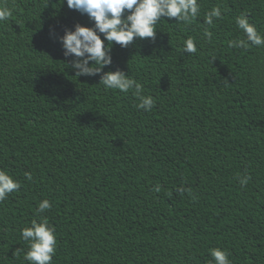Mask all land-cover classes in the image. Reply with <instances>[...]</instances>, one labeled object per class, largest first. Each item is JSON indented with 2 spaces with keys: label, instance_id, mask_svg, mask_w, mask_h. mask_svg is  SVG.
Masks as SVG:
<instances>
[{
  "label": "trees",
  "instance_id": "16d2710c",
  "mask_svg": "<svg viewBox=\"0 0 264 264\" xmlns=\"http://www.w3.org/2000/svg\"><path fill=\"white\" fill-rule=\"evenodd\" d=\"M197 3L190 22L162 17L155 40L113 42L111 65L77 77L59 37L92 26L87 14L66 0H0L11 11L0 21V169L20 184L0 200V264H28L21 229L40 217L55 229L52 264H214L212 248L264 264V45L229 46L245 38L241 14L264 34V0ZM117 69L150 111L135 89L99 83ZM44 199L52 207L38 213Z\"/></svg>",
  "mask_w": 264,
  "mask_h": 264
},
{
  "label": "clouds",
  "instance_id": "9594fccd",
  "mask_svg": "<svg viewBox=\"0 0 264 264\" xmlns=\"http://www.w3.org/2000/svg\"><path fill=\"white\" fill-rule=\"evenodd\" d=\"M66 3L68 8L86 13L94 22L92 26L76 23L74 30L65 28L64 34L59 37L64 56L72 57L70 66L75 69L77 77L96 76L106 65H111L113 42L127 47L137 37L155 40L156 25L162 17L190 22L199 14L197 0H66ZM10 16L11 11L6 6L0 7V21H6ZM220 16V8L213 7L207 13L205 22L212 25L213 17ZM235 22L245 38L229 41L230 47L264 45V34L259 33L256 27L249 23L245 14L238 16ZM205 36L211 37V32L205 30ZM184 50L188 53L197 51L192 38L185 41ZM99 83L106 89H117L121 92L135 89V95L140 101L136 105L139 109L150 111L154 105L152 97L142 94V86L119 69L104 72ZM249 179L247 175L241 177V186H245ZM19 188L20 184L13 176L0 169V200ZM153 191L159 192L160 186L156 185ZM177 191L181 194L184 191L191 192L190 189L182 187ZM51 207V203L44 199L39 203L37 212L42 213ZM21 236L27 245L24 259L28 264H52L57 240L55 229L49 225L46 217L33 219L30 226L21 229ZM210 255L214 264H230L229 254L221 248L210 249Z\"/></svg>",
  "mask_w": 264,
  "mask_h": 264
}]
</instances>
